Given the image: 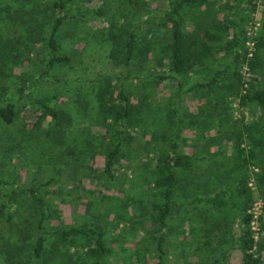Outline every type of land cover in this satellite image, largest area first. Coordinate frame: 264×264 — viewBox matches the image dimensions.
Listing matches in <instances>:
<instances>
[{
	"label": "trees",
	"instance_id": "1",
	"mask_svg": "<svg viewBox=\"0 0 264 264\" xmlns=\"http://www.w3.org/2000/svg\"><path fill=\"white\" fill-rule=\"evenodd\" d=\"M77 1L52 0L43 6L40 0H20L19 6L17 5L28 42L45 43L47 72L68 61L60 54L58 36L67 19H83L80 15L74 16L68 12ZM141 1L130 0L126 8L128 12L123 13L122 17L113 14L109 19L110 25L104 40L111 44V61L125 69L126 78L135 73V78L138 79L143 70L155 67V74L150 72L153 77L148 76L150 80L145 82L153 89L157 83L163 82L175 86L176 92L167 120L163 119L153 130L154 137L162 143L155 142L159 148L146 190L148 195L144 201L131 205V217L122 218L128 224L127 232L142 231V240L152 257V264H165L169 251L175 245V240L170 235L177 227L172 226L171 222L197 221L198 228L196 231L194 228V233L191 234L195 237L196 233L200 234L202 241L190 242L195 238L186 237L184 240L188 245L178 241L175 246L177 249L180 245H185L193 250L188 254L194 261L188 260V264H225V249H231L233 245L240 252V264H261L258 253L264 249V237L259 242H254L249 226L252 215L248 211L254 199L264 203V162L257 163L259 156L256 153L259 147H264V55L261 52L264 43L261 36L257 35L251 38L249 49L245 46L250 41V38L245 37L249 15L243 14L244 9L239 14L237 12L240 5H250L251 0H150V3H159L163 9L160 10L159 21L148 19L142 23V27L144 24L148 26L144 35H140V27L134 22L137 15L141 17L138 11ZM26 2L29 7H26ZM9 8L10 4L6 6L7 10ZM93 14L102 16L103 12L96 11ZM85 17L87 16L84 14ZM16 19H19L18 15ZM261 21L264 22V8ZM21 39L22 37H16L11 40L9 37L3 40L0 32V53L4 49H14L10 41L19 42ZM217 55H220L219 58ZM24 59L29 60V56ZM14 63L16 62L11 64ZM214 65L218 68L214 69ZM243 69L252 76L248 81L243 80ZM194 72L204 74L205 83L184 86L180 78ZM117 80L118 83H112L107 78L103 82L105 87L97 94L95 101L96 125L107 128L104 172L109 177H113L114 168L125 148L134 143L137 123L133 115L135 109L139 108L131 101L132 92L128 95L125 84L120 83L119 78ZM142 85L144 88L147 86ZM115 89L117 95H114ZM17 90L22 93L23 86ZM184 90L195 91L200 98H207L205 104H210L209 108H213L211 111L218 119L217 132L220 136L210 138L207 147L218 144V153L222 155L225 146L229 145L232 149V167L225 171V175L233 180L232 184L225 182L227 179L220 174L216 179L219 187L214 189L209 187L210 176L204 175L198 186L201 192L196 193L193 188L196 183L193 180L196 177V163L210 160L213 156H192L182 150L187 140L181 137L183 119L178 104L180 93ZM54 99L42 96L15 103L9 96L4 100L0 98V126L12 125L17 119H21L26 108L35 105L39 107V114L29 130L25 129L24 143L30 142L44 122L47 123L48 135H52L55 130L61 133L69 122L70 127L72 126L73 118L65 112L57 111L52 106ZM139 99L142 101L146 97L139 95ZM233 102L239 108L249 107L251 115L258 109L260 116L257 121L252 120L247 125L232 126L230 129L227 124V109L228 104ZM213 114H207L205 122L209 123ZM81 135L85 134L82 132ZM81 135L70 136L71 155L74 157L71 162V177L74 182L88 177L92 170L86 164L85 157L95 143ZM248 165L256 166L257 169L251 178L255 192L247 186L250 177L244 169ZM221 168L224 169L225 164ZM12 182L0 178L3 197L0 202V217H3L0 224L8 222L11 227L18 229L2 234L9 240L3 243L0 264H105L112 258L114 247L108 242L107 233L114 230L115 225L104 229L98 224L91 227H49L52 214L58 215V211L35 194L38 189L29 190L34 204L27 208V205H23V198L19 197L17 200ZM49 184L46 182L41 188ZM188 187L186 200L180 201L178 190L183 192ZM13 201H17L16 207L10 211L11 205L7 202ZM86 206L89 208L92 204ZM26 210L29 212L28 216ZM33 214L39 216L34 222L30 220ZM18 217L23 219L18 220ZM20 222L22 226H26L22 231V227L19 228ZM236 223L239 232L235 239L233 225ZM32 228L37 235L31 231ZM121 228L126 230L124 226ZM11 239L21 240L10 243ZM20 252H24L22 260Z\"/></svg>",
	"mask_w": 264,
	"mask_h": 264
},
{
	"label": "rangeland",
	"instance_id": "2",
	"mask_svg": "<svg viewBox=\"0 0 264 264\" xmlns=\"http://www.w3.org/2000/svg\"><path fill=\"white\" fill-rule=\"evenodd\" d=\"M51 1L40 0V3L46 6ZM129 1L78 0L68 12L74 16L80 15L83 19L79 17L73 21L67 19L58 36L60 54L68 61L47 72L45 71L47 64L45 43L28 42L24 36L23 21L17 12L20 0H0L2 39L10 37L14 40L16 37H22L19 42L10 41L14 49H4V52L0 53V98L4 100L9 96L13 102L18 103L26 99L51 96L55 98L52 106L57 111L65 112L73 118L71 127L69 122L61 133L53 131L54 135H48L47 123H42L29 143H24V140L26 141L25 132L29 130L39 114L38 106L33 105L26 108L21 119H17L12 125L2 124L0 126V178L3 181H13L12 190L17 194V200L19 197L23 198V205H27V208L34 204L29 190L38 189L35 194L48 201L50 207L58 211V215L52 214L53 218L50 219L49 227L65 228L81 225L91 227L98 224L104 229L115 225L114 230L107 233L108 242L114 248L112 258L105 264H152V257L145 249V243L142 240L143 232H127L128 224L124 223L122 218L131 217V205L137 201H144L148 195L146 190L152 178L156 152L159 148L155 142L162 143L154 137L153 130L160 125L163 119L167 120L173 103V95L176 92L175 86H169L163 82L157 83L154 89L149 86L148 82H145L150 80L148 76L153 77L150 72L155 74V67L146 68L136 79L135 73L126 78L125 69L112 63L109 55L111 44L104 40L105 32L109 28V19L113 14L122 17L123 13L128 12L126 8ZM139 3L141 8L138 11L141 17L137 15V20L134 22L140 27V35H144L148 31V26L144 24L142 27V23L148 19L153 22L154 20L159 21L160 10L163 7H160L159 3H150V0H142ZM8 4H10L9 10L6 9ZM26 7H29L28 2H26ZM263 8V0H251L250 5L245 3L237 9L238 14L244 9L243 14L249 15L245 26V37L250 38L251 41L245 43L248 49L252 43L251 38L254 36L260 35L264 43V22L261 21ZM96 11H102V16H95L93 13ZM84 14L87 17L84 18ZM17 15L19 19H16ZM188 28L191 26L188 25ZM261 52L264 55V44ZM25 56H29V60L24 59ZM219 56L217 55L218 58ZM13 62L16 63L12 65ZM213 67L218 68L217 65ZM242 74L244 81L252 77L244 69ZM107 78H110L112 83H118L117 78H119L120 83L127 87L126 93L129 95L132 92L130 97L133 105L139 107L135 109L133 115L137 123L134 129V143L125 148L124 154L114 168L113 177H109L104 172L107 128L96 125V96L105 87L103 82ZM180 80L184 86H188L193 83H205L206 77L200 72H194L181 77ZM142 83L147 85L146 88ZM21 86H23L22 93L17 90ZM117 89L114 95H117ZM139 95H145L146 99L141 101ZM206 100L208 99L200 98L195 91L184 90L180 93L178 104L179 113L183 119L181 137L187 140L182 150L192 156L204 157L211 154L213 156L210 160L196 163V177L193 178L196 181L193 187L196 193L201 192L198 186L204 175L210 176L209 187H214V189L219 187L216 179L220 174L227 179L225 182L233 183L231 177L225 175V171L232 167V149L227 144L228 146L223 148L224 154L222 155L218 153L220 150L218 144L207 147L210 138L215 139L220 135L217 132L218 119L211 111L213 108H209L210 104H205ZM209 113L213 116L207 123L205 118ZM227 113L229 115L227 124L230 129L232 126L247 125L252 120L257 121V117L260 116L258 109L251 115L249 107L239 108L234 102L228 104ZM82 132L85 135H81ZM74 135L84 136L95 143L85 157L86 164L92 168L91 173L88 177L76 182L71 177V162L74 157L71 155L70 136ZM256 153L259 156L257 163L264 162V147H259ZM224 164L225 168L222 169ZM255 168L256 166L248 165V168L244 169L250 177L247 186L253 192H255L254 183L251 178H253V172H257ZM46 182L50 184L41 188V185ZM187 190L189 187L183 192L178 190L177 196L180 201L186 200ZM1 191L0 202L3 198ZM16 203L17 201L7 202L11 205L10 211L15 209ZM88 204H92V207L87 208ZM248 212L252 215L249 225L252 238L254 242H259L264 237L263 201L254 199ZM28 213L27 211V216ZM38 218L37 214H33L30 220L34 222ZM17 219L22 220L23 218L18 217ZM171 224L177 227L173 232L174 236L170 235L175 240L173 241L175 245L172 251H169L165 264H188V260L189 262L194 261L188 254L189 251H193L192 249L185 245H180L176 249L175 246L178 241L188 245L184 240L186 237L195 238L190 242H201L200 234L196 233L197 237L191 234L194 228L196 231L199 222L188 223L176 220ZM121 225L126 230L122 229ZM25 227L20 222L21 231ZM17 229L11 227L8 222L0 224V251L3 249L4 241L9 240L2 234H6L8 230ZM31 231L37 235L33 228ZM238 232L239 226L236 223L233 225L235 239ZM20 240L11 239L10 243ZM33 240L32 236L31 241ZM254 250L255 248L252 252ZM225 252V264H240L241 255L236 245H233L231 249H225ZM23 253L20 252L21 260ZM258 256L261 264H264V249L258 253Z\"/></svg>",
	"mask_w": 264,
	"mask_h": 264
},
{
	"label": "built area",
	"instance_id": "3",
	"mask_svg": "<svg viewBox=\"0 0 264 264\" xmlns=\"http://www.w3.org/2000/svg\"><path fill=\"white\" fill-rule=\"evenodd\" d=\"M251 45V44H250Z\"/></svg>",
	"mask_w": 264,
	"mask_h": 264
}]
</instances>
